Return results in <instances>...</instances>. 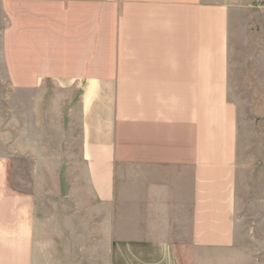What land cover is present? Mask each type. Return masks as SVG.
I'll return each instance as SVG.
<instances>
[{
	"label": "crops",
	"instance_id": "0c3cea01",
	"mask_svg": "<svg viewBox=\"0 0 264 264\" xmlns=\"http://www.w3.org/2000/svg\"><path fill=\"white\" fill-rule=\"evenodd\" d=\"M239 60L264 0H0V264H264Z\"/></svg>",
	"mask_w": 264,
	"mask_h": 264
},
{
	"label": "rangeland",
	"instance_id": "374dc122",
	"mask_svg": "<svg viewBox=\"0 0 264 264\" xmlns=\"http://www.w3.org/2000/svg\"><path fill=\"white\" fill-rule=\"evenodd\" d=\"M232 71L233 97L246 103L242 119L249 121L245 129L241 155L253 166L241 176V196L250 206L251 201H261L264 197L259 188H264V61L260 64L251 60H239ZM4 84L7 83L6 77ZM240 85V91H238ZM244 93V94H243ZM243 110V108H242ZM257 184L259 186H257ZM188 262L185 261V264Z\"/></svg>",
	"mask_w": 264,
	"mask_h": 264
}]
</instances>
